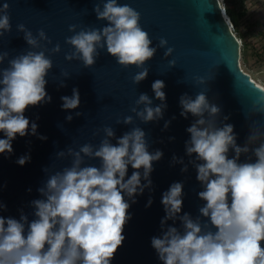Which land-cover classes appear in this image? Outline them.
<instances>
[{
	"label": "clouds",
	"instance_id": "clouds-1",
	"mask_svg": "<svg viewBox=\"0 0 264 264\" xmlns=\"http://www.w3.org/2000/svg\"><path fill=\"white\" fill-rule=\"evenodd\" d=\"M9 8L8 0L0 5V37L12 30ZM94 12L97 19L107 21V25L79 31L77 25H69L74 35L66 37L65 43L73 50L65 54L66 60L82 61L85 68H90L100 55L98 50L106 47L107 53L120 66L139 69L132 77L133 83L138 85L147 78L146 62L155 56L158 48L166 49L164 58L172 55L174 49L163 37L152 46L148 32L140 25L141 14L128 4L106 0L102 9L96 3ZM16 28L23 33L31 49L40 50H29L11 59H8V52H0V64L8 59L9 65L0 68V132L6 137L0 139V154L9 155L13 152L12 141L16 136L29 134L30 121L24 115L27 107L51 101L45 86L53 62L45 53L61 51L59 43L51 49L46 47L52 41L43 29L33 35L24 24ZM169 65L174 67L175 60H170ZM196 79L198 83H205L203 78ZM60 86H66L64 81ZM151 87L161 104L153 107L152 99L141 93L135 101L136 106L130 109L142 123L163 118V110L167 107L164 82L156 80ZM61 100L64 110L78 108L79 90L73 88L72 96H62ZM179 103L181 116L187 118L191 113L197 118L186 129L190 139L185 148L189 157L195 154V159L189 163L197 171L196 178L203 188L198 196L205 203L196 218L188 213L178 215L183 204V184H171L162 195L166 215L161 220V228L167 220L179 219L182 231L167 227L161 237L151 239L152 247L163 264H264V247L261 246L264 241L262 134L250 132L245 145L238 146L233 125L223 123L220 126L217 118L221 108L210 103L204 92L197 93L195 98L185 93ZM253 107L264 113V96ZM80 115L82 113L76 112V116ZM72 119V115L66 117L69 122ZM228 119V116L223 117L224 121ZM121 123L132 125L134 118L129 115L117 120V124ZM169 123L165 122V129ZM37 127L35 122L31 123L32 135L37 134ZM102 130L104 138L99 145L86 143L79 150L68 147L56 153L58 158L70 156L72 163L49 175L44 186L38 189L44 199L31 202L35 219L29 223L23 212L19 220L0 217V264H111L125 239L124 226L131 219L130 204L125 196L135 203L136 195L151 188L153 162L159 161L163 153L148 151L146 133L139 126L132 127L119 138L115 137L111 126ZM113 138L117 139L116 144L111 142ZM230 149L234 150L233 158H229ZM250 152L251 155H247ZM241 154L246 155V162H239ZM253 156L255 162H252ZM85 157L98 159L100 166L86 165ZM29 160L30 156L25 155L16 162L23 166ZM177 162L183 164L182 159L174 156L173 163ZM129 165L134 171L125 179ZM187 170V165L181 169L182 172ZM44 171L47 173L48 168ZM142 179L146 183L142 184ZM151 203L149 199L148 205ZM4 208L0 204V209ZM201 217L208 219L202 222Z\"/></svg>",
	"mask_w": 264,
	"mask_h": 264
},
{
	"label": "water",
	"instance_id": "water-1",
	"mask_svg": "<svg viewBox=\"0 0 264 264\" xmlns=\"http://www.w3.org/2000/svg\"><path fill=\"white\" fill-rule=\"evenodd\" d=\"M104 2L106 0H8L12 30L0 37V52H8V59H11L29 50H40L27 45L23 33L17 32L18 24H24L33 35L43 29L52 41L46 47L51 49L59 43L61 51L45 53L53 62L45 86L51 101L27 107L24 115L30 121L29 134L16 136L12 141V154H0V204L5 206L0 209V217L19 220L23 212L29 223L35 219L31 202L44 199L38 189L44 186L49 175L71 166L72 158H58L56 153L59 151H66L68 147L79 150L86 143L99 145L104 138L102 129L105 126L113 127L116 138L139 126L146 133L148 151L160 150L163 155L153 162L151 188L136 195L135 203L125 196L130 204L128 214L131 219L124 226L125 239L111 264H163L151 239L161 237L169 226L182 231L179 219L167 220L161 228V220L166 215L161 202L163 193L175 182L183 184V204L178 214L181 216L188 213L196 218L205 203L198 196L203 188L196 178L197 171L189 163L195 159V154L189 157L185 148L190 139L186 129L197 118L191 113L187 118L180 115V97L186 93L195 98L197 93L204 92L210 103L221 108L217 118L220 126L232 124L236 143L243 147L250 132L258 131L262 134L260 139L264 140V113L253 107L264 96L261 91L264 85L255 82L241 67V41L232 30L220 0H117L118 4H128L141 14L140 25L148 32L153 47L163 37L174 49L170 57L164 58L166 49L158 48L155 56L146 62L147 78L138 85L133 83L132 77L139 69L135 66L123 68L107 53L106 47L98 50L100 55L90 68H85L82 61L66 60L65 54L73 50L65 43L66 37L74 35L69 31V25H77V31L107 25L108 22L98 20L94 12V5L99 3L102 9ZM3 3L4 0H0V5ZM8 59L0 64V68L9 66ZM170 60H175L174 67H170ZM196 78H203L205 83H198ZM156 80L165 84L167 107L163 110V118L142 123L130 109L136 106L135 101L141 93L152 99L153 107L161 104L151 87ZM61 81L66 86L61 87ZM73 88L79 90L80 105L64 110L61 97H71ZM76 112L82 115L76 116ZM68 115L73 116L70 122L66 120ZM129 115L134 118L132 125L117 124V120ZM224 116L229 119L224 121ZM166 121H170L167 129L164 128ZM33 122L38 126L36 135L31 134ZM40 136L47 139L41 140ZM4 138L0 132V139ZM116 138L111 140L113 144L117 143ZM25 155L30 156V160L21 166L16 161ZM234 155V150L230 149L229 158ZM174 156L182 159L183 164L173 163ZM239 162H246L245 154H241ZM252 162H255L254 156ZM85 164L99 167L100 161L85 157ZM184 165L188 168L186 172L181 171ZM45 168H48L47 173ZM133 171L129 165L125 179ZM141 183L146 181L142 179ZM149 199L152 200L150 206ZM207 219L201 217L202 222ZM261 246L264 247V241Z\"/></svg>",
	"mask_w": 264,
	"mask_h": 264
},
{
	"label": "rangeland",
	"instance_id": "rangeland-1",
	"mask_svg": "<svg viewBox=\"0 0 264 264\" xmlns=\"http://www.w3.org/2000/svg\"><path fill=\"white\" fill-rule=\"evenodd\" d=\"M231 5L242 4L245 10V15L241 21L240 32L246 28L250 29L252 26H257L258 29L264 30V0H230ZM224 5L227 0H223ZM238 7V6H237ZM237 35V31L235 30ZM251 47L256 48L258 53L249 58L248 64L241 67L244 71L250 74L251 78L264 85V36L262 37H248ZM241 41V40H240ZM255 49V50H256Z\"/></svg>",
	"mask_w": 264,
	"mask_h": 264
},
{
	"label": "trees",
	"instance_id": "trees-1",
	"mask_svg": "<svg viewBox=\"0 0 264 264\" xmlns=\"http://www.w3.org/2000/svg\"><path fill=\"white\" fill-rule=\"evenodd\" d=\"M232 3L233 2H231L230 0H227V2H225V12L229 17L234 30L237 31V37L241 40L240 60L242 64L246 66L248 64L249 58L258 53V50L256 48L251 47V43L247 38L254 36L262 37L264 36V30H261L260 28L258 29L257 26H252L250 29L246 28L245 30L240 32L241 21L243 16L245 15V10L242 8V4L236 5V3H234L235 5H231Z\"/></svg>",
	"mask_w": 264,
	"mask_h": 264
},
{
	"label": "built area",
	"instance_id": "built-area-1",
	"mask_svg": "<svg viewBox=\"0 0 264 264\" xmlns=\"http://www.w3.org/2000/svg\"><path fill=\"white\" fill-rule=\"evenodd\" d=\"M220 2L224 5V2H223V0H220ZM230 25H231V28H232V30L235 32V30H234V27H233V25H232V23L230 22Z\"/></svg>",
	"mask_w": 264,
	"mask_h": 264
},
{
	"label": "bare ground",
	"instance_id": "bare-ground-1",
	"mask_svg": "<svg viewBox=\"0 0 264 264\" xmlns=\"http://www.w3.org/2000/svg\"><path fill=\"white\" fill-rule=\"evenodd\" d=\"M254 80V79H253ZM255 81V80H254ZM255 82H257V81H255ZM258 83V82H257ZM258 84H260V83H258ZM261 85V84H260Z\"/></svg>",
	"mask_w": 264,
	"mask_h": 264
},
{
	"label": "snow or ice",
	"instance_id": "snow-or-ice-1",
	"mask_svg": "<svg viewBox=\"0 0 264 264\" xmlns=\"http://www.w3.org/2000/svg\"><path fill=\"white\" fill-rule=\"evenodd\" d=\"M255 87V86H254ZM261 91H264V90H261Z\"/></svg>",
	"mask_w": 264,
	"mask_h": 264
}]
</instances>
